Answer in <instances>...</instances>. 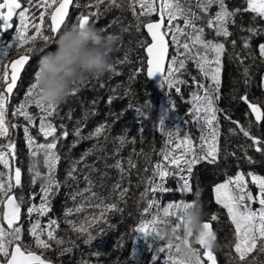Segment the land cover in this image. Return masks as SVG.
Segmentation results:
<instances>
[{"label": "trees", "instance_id": "1", "mask_svg": "<svg viewBox=\"0 0 264 264\" xmlns=\"http://www.w3.org/2000/svg\"><path fill=\"white\" fill-rule=\"evenodd\" d=\"M22 2L24 6H27L26 0ZM195 4L196 0H190L184 3V6L190 7L202 17L197 21V26L204 28V38L224 43L225 53L222 56L219 99L216 101V106L221 110L218 113L219 154L217 162L210 164L207 161H201L193 167L191 176L184 171L183 175L189 179L190 192L179 190L183 182L175 167L163 161V156L166 152L175 150V145L185 136L191 138L194 151L198 155L204 154L200 140L201 128L193 121L190 112L193 108V94H204V89L199 88L198 84L209 87L213 95H216L211 87L212 81L200 72L193 60H187L185 70L177 74L179 79L186 81V83L176 85L180 89L179 92L175 88L162 85L160 75L146 77L143 50L149 40L143 27L137 30L136 20L126 6L109 9L107 5H101L97 10L94 0H74L70 16L62 28L63 30L76 23V18L82 13L87 15L98 11L97 16L91 17L90 25L105 35L117 34L119 40L110 53L111 71L103 77L89 78L83 84H77V91L74 93L70 91L66 99L57 105V111L48 117L57 128L59 137L55 151L60 159L56 162L54 176L60 188L50 196V211L42 217L36 214L29 217L27 214V207L31 203H40V187L44 183L43 180H37L33 184L34 172L29 171V168L34 165L42 175L47 174L48 168L44 163L43 152L38 153L36 157L29 154L24 128L29 129V135L33 137L36 144L51 142V138H45L39 132L42 112L34 103L27 105L28 111L34 117L31 124L23 117L12 115V112L21 102L25 101V93L29 84L34 83L38 60L44 53L35 54L31 66L23 73L19 87L8 105L6 120L9 136L0 137V146H7L10 141L16 145L15 161L11 162L10 159V169H5L3 165H0V172L4 173V178L7 179L10 170L13 176L16 167L21 169V186L14 188L13 194L17 197H24L21 205V239L25 245H31L33 251L41 254L42 250L35 247L34 239L28 231L31 223L39 219L42 226H47L50 220L57 221V225L53 226L56 229L55 235L64 243L57 245L55 241H52L50 242L51 247L43 250V256L50 261V264H172L167 249L169 244L173 245L171 254L179 261L182 258L177 254L175 246L180 244L184 232L183 229H178L173 234L175 217H168V224L161 225L162 230L173 239H157L155 234L145 236L134 230L142 222L149 223L154 218H164V208L181 201L186 203L196 201L205 212L204 221H211L213 214L217 216V220L211 221L217 235V247L213 249L217 264H236L233 260L236 256L235 235L234 238L225 240L219 236L221 221L232 223L228 218L227 210L216 203L213 189L215 185L223 183L228 177H234L238 171L264 176V154L256 152L254 146L248 147L252 141L239 131L236 123H233V121H238L250 131L252 136L264 141V121L253 120L249 114L250 109L238 100L239 96L247 94L250 101L264 108V58L259 55V45L264 43V32L252 35L247 31L250 26L264 29V19L257 17L253 20L254 14L241 12L238 14L236 23L228 24V30L233 35L226 39L222 36L217 37L215 30L207 26V20L219 11L218 5H213L208 13H202L195 7ZM85 5L92 6L86 7ZM225 5L230 11L247 7L246 0H225ZM42 10L35 6L34 0L32 12L39 17ZM157 18L155 14L151 17L152 20ZM142 19L147 22L148 18ZM39 22L37 19L36 23ZM177 23L183 27L182 19ZM15 24H18V19ZM48 24L46 17L45 34L53 35L48 32ZM31 34L34 33L30 29L29 35ZM13 35L14 30L7 34L0 33V41H3L0 47L7 43L15 44L16 41L12 39ZM242 37H250L249 44L251 43L252 47L245 49ZM233 40L236 41L235 47L232 45ZM43 46V41H36L37 48ZM53 48L54 44L50 45L46 52ZM17 55L19 52L15 47L8 49V56L0 60V74L7 68L8 62ZM245 68L248 69L247 77L244 75ZM193 77L196 79L194 80ZM146 102H149L150 107ZM141 112L144 113L143 116ZM225 116H230L231 119H226ZM161 122L164 131H161ZM11 125H16V127H11ZM60 125H64V128L61 129ZM100 125L105 126V131L99 137L81 139L74 134L75 128L80 127L81 135L87 137ZM63 131L69 134L64 137L61 135ZM169 131L172 132L171 136L168 135ZM120 136L124 137L126 143L117 155H113L120 147L119 141L115 138ZM4 150L7 152L6 147ZM129 158L136 167L128 166ZM117 160L122 162L126 174L122 175L114 167H106V165H114ZM77 161L80 163H76ZM157 162L165 163L174 173L173 176L163 181L169 191L157 192L155 195L149 193L142 198L141 193L144 192L146 178L153 176ZM85 165L91 166V169L86 168ZM73 168L76 169L73 172L75 179L68 176L69 170ZM85 176L92 180V191L98 193L106 203H115L122 209L120 212H106L107 222L101 224L104 232L100 234L99 228L93 226L90 233L94 239L88 243H85L88 240V233L81 234L73 228V225L79 228L86 219H90L93 215H100L99 208L83 203L80 197H77L75 201L72 199L76 192L89 186ZM155 180L157 183L161 182L159 177H155ZM246 180L255 195L257 189L251 185V177L246 175ZM117 184L121 186L120 190H116ZM123 189H127V192L121 198L120 193ZM33 193L38 194L34 200L32 199ZM86 195L90 196L91 193H86ZM148 200H155L156 205L145 213L143 210L148 207ZM77 206H81L83 210L65 217L68 208ZM258 207V203L252 204L253 210ZM218 223L220 229L217 228ZM232 226L233 233H235V227ZM42 239H47L46 233ZM189 240L198 246L203 264H208L202 247L193 241L192 237ZM160 248H164L165 251H158ZM64 249L69 250L64 251ZM249 260L252 264H264V253L254 251L249 255Z\"/></svg>", "mask_w": 264, "mask_h": 264}, {"label": "snow or ice", "instance_id": "2", "mask_svg": "<svg viewBox=\"0 0 264 264\" xmlns=\"http://www.w3.org/2000/svg\"><path fill=\"white\" fill-rule=\"evenodd\" d=\"M190 0H94V6L99 10L101 5H107V8H124L125 6L132 12L136 20V28L141 27L147 30L148 36L151 37V43L147 44V77L159 73L162 77V85H167L168 88H175L177 92L180 91L177 84L186 83V81L178 78V73L185 70L187 60H193L200 72L212 81V89L216 95L202 84H198L199 88L204 89L203 95L193 94V108L190 112L193 121L201 128L200 140L202 141L203 155H198L194 151V146L190 137H183L179 143L175 145V150L168 151L163 156V161L175 167L179 174L180 180L183 182L180 185V191L190 192L191 187L189 179L183 175L187 171L189 176L193 172V167L201 161H207L210 164L217 162L219 154L218 137H219V116L221 111L216 106V101L219 99L220 73L222 68V56L225 53L224 43L214 42L213 40H206L204 38V28L197 26V21L202 17L192 11L190 7H185L184 3ZM27 6H24L22 0H0V33H8L14 30L12 39L16 41L15 44L7 43L0 47V60L8 56V49L15 47L18 52V58L12 59L10 63V73L7 68L0 74V137L9 136L8 121L6 114L8 111L9 101L14 94V90L18 89L19 82L23 78V73L31 66L32 59L35 54H43L48 47L55 43L56 37L61 31L62 26L66 23L70 16L71 6L74 5V0H35V6L42 8L39 17L32 12L34 0H26ZM246 8H236L232 11L225 5V0H196L195 7L202 13H208L213 5H218L219 11L214 17L207 20V26L215 30L217 37L230 38L233 34L228 30V24H234L233 17L241 12H250L253 15V20L257 17L264 19V0H246ZM86 7L92 5H85ZM79 7V5H76ZM137 8L139 9L137 11ZM51 10V11H49ZM156 15L158 19L152 20L151 17ZM97 12L89 13L87 15L80 14L76 18L77 25L81 28L92 23L91 17L97 16ZM46 17L50 19L48 24V32L53 35L45 34L44 24ZM14 18L18 19V24H13ZM142 18H148L144 22ZM39 19V23L36 20ZM183 21V27L177 23L178 20ZM34 34L29 35V30ZM247 31L252 35H259L264 32V29L250 26ZM244 41V48L250 47V37H242ZM43 41L44 46L36 47V41ZM3 44V41H0ZM233 47L236 41H232ZM259 55L264 58V43L259 45ZM167 62V64H166ZM248 69L245 68L244 75L247 77ZM38 75V70L34 73V78ZM195 80L196 78L193 77ZM247 83V81H245ZM71 91H77L76 85ZM240 103L250 109V113L255 116L256 122L264 121V111L262 107L255 102L250 101L247 94L239 96ZM29 103H34L40 109L42 115L39 121V132L45 138H51V142L44 144H36L33 137L29 135V129L24 128L25 138L27 141L30 155L36 157L38 153L43 152L44 163L48 168L46 175H42L35 166L29 168V171L34 172L32 183L35 184L37 180H43L41 184L39 199L40 203H31L27 207V214L31 217L36 214L38 217L45 216L49 213L51 208L50 196L58 191L60 188L59 182L55 179L54 172L56 169V162L60 157L56 154L57 148V128L48 119L57 111V105L42 103L36 96V84L30 83L25 93V101L21 102L16 107L12 115L23 117L29 124L33 123L34 117L27 109ZM150 107L149 102H146ZM138 111H140L138 109ZM143 112L141 115L143 116ZM248 114V113H246ZM226 119H231L230 116H225ZM237 124L239 131L249 138L252 143L248 147H255V151L264 154V141L252 136L250 131L245 129L238 121H233ZM16 127V125H11ZM61 129L64 125H60ZM161 131H164L162 122L160 124ZM105 131V126L100 125L93 132L89 133L87 137L81 135L80 127L75 128V136L81 139H90L92 137H99ZM233 131V129H230ZM206 133V134H205ZM69 133L63 131L62 136L66 137ZM171 136L172 132L169 131ZM119 141L120 147L116 149L113 155H117L120 148L126 143L123 136L116 137ZM171 143V141H169ZM7 148V152L4 148ZM95 147V146H94ZM182 150V151H181ZM16 145L9 142L7 146H0V165L5 169H10L11 162L15 161ZM180 154L177 155L176 153ZM191 157V158H189ZM251 162V158H249ZM76 163H80L77 161ZM163 162H157L154 166L153 176L147 177L144 192L141 197L147 196L149 193L155 195L157 192L169 191L164 186L163 181L166 178L173 176V172L169 170ZM128 166L130 168L136 165L129 158ZM86 168L91 169V166L85 165ZM106 167H114L123 175L126 174V169L122 166V162L117 160L114 165H106ZM75 168L69 170L68 176L75 179L73 172ZM246 175L251 177V185L257 189L256 194L250 190L249 182L246 180ZM155 177H159L160 183H157ZM14 180V183H13ZM88 182V187L82 191L76 192L72 199L75 201L77 197L82 199L83 203L90 207L99 208L100 215H93L90 219H86L84 224L79 228L73 225L74 230L81 234L88 233V243L94 237L90 233L93 226L99 228L100 234L104 232L101 227L102 223H106L105 213L109 211L120 212L122 209L115 203H106L101 199L100 195L92 191V180L85 176ZM21 186V169L16 167L14 170V177L10 173L7 179L4 178V173L0 172V264H50V261L43 256V250L51 247L52 241L57 245L63 244L64 241L57 239L55 235L56 229L53 227L57 225L56 220H50L47 226H42L41 221L36 219L31 223L29 233L34 239L35 247L42 250L41 254H37L32 250L31 245H25L21 239L22 235V203L24 197H17L13 195V189ZM116 190H120L121 186L117 184ZM215 201L227 210L228 218L235 227V243L234 249L236 256L233 260L236 264H252L249 260V255L254 251L264 253V176L248 172H237L234 177H228L223 183L215 185L214 189ZM127 192V189L121 191V198ZM91 193V195H86ZM38 194L33 193L34 200ZM148 207L144 208L147 213L149 209L156 205L155 200H148ZM258 203L259 207L253 210L252 204ZM197 202L191 203L179 202L169 204L164 208V218H154L149 223H141L134 231L144 234L145 236H152L155 234L157 239H160L162 228L161 225L168 224V217H175V227L172 229L173 234L178 229H183L184 236L182 238L183 244L188 247L191 258L188 260H176L175 256L171 254L172 244L167 246L169 250V260L172 264H203L202 257L198 249L191 246L189 238L193 236L192 231L188 227V221L185 218V211L197 206ZM83 210L81 206L68 208L65 212V217L71 215L73 212L80 213ZM217 220V216L213 214L211 221ZM68 223H72L68 221ZM203 232L199 234L196 242L202 247L203 255L207 258L208 264H217L216 256L213 248L206 246V238L211 236L216 240V233L213 230L210 221L202 223ZM46 233L47 239H42ZM176 251L179 245H176ZM69 249H64L68 251ZM164 252V248L158 249Z\"/></svg>", "mask_w": 264, "mask_h": 264}, {"label": "clouds", "instance_id": "3", "mask_svg": "<svg viewBox=\"0 0 264 264\" xmlns=\"http://www.w3.org/2000/svg\"><path fill=\"white\" fill-rule=\"evenodd\" d=\"M118 40L117 34L105 35L91 25L84 28L70 25L63 29L55 38L54 48L38 60V75L34 79L38 99L45 105H58L66 99L74 85L83 84L89 78L103 77L110 72V53ZM204 216L205 212L199 204L185 211L193 241L204 231ZM160 238L171 237L162 230ZM206 246L214 249L217 242L208 236ZM177 254L185 260L191 258L188 247L182 241Z\"/></svg>", "mask_w": 264, "mask_h": 264}, {"label": "rangeland", "instance_id": "4", "mask_svg": "<svg viewBox=\"0 0 264 264\" xmlns=\"http://www.w3.org/2000/svg\"><path fill=\"white\" fill-rule=\"evenodd\" d=\"M250 47H252L251 43H250ZM144 69H145V67H144ZM220 226H221V231L219 232L220 238H223L224 240L227 238H234L232 224L226 223V221H221ZM217 228L220 229L219 223L217 224ZM171 239H173V238H171ZM191 246L195 249H198V246L193 244V242L191 243Z\"/></svg>", "mask_w": 264, "mask_h": 264}, {"label": "water", "instance_id": "5", "mask_svg": "<svg viewBox=\"0 0 264 264\" xmlns=\"http://www.w3.org/2000/svg\"><path fill=\"white\" fill-rule=\"evenodd\" d=\"M71 8H72V6H71ZM71 11V10H70ZM68 19V18H67ZM158 19V18H157ZM16 20V18H14V20H13V22ZM153 20H156V19H153ZM67 21V20H66ZM48 23H50V19L48 18ZM65 25V24H64ZM64 25L62 26V28L64 27ZM10 32V31H9ZM8 32V33H9ZM144 32H145V34L147 35V38H148V40H149V42L147 43V44H149V43H151V37L150 36H148V34H147V30L144 28ZM5 34H7V33H5ZM147 44H146V46H147ZM146 46L144 47V50H143V53H144V56H145V69H144V74H145V76L147 77V75H146V71H147V61H146V57H147V52H146ZM16 58H18V55L17 56H15L14 58H12V59H16ZM11 59V60H12ZM166 64H167V62H166ZM7 70H8V72L10 73V71H11V69H10V63L8 62V65H7ZM158 75H160L159 73H157V74H154L153 76H151V77H157ZM21 81V80H20ZM20 83V82H19ZM15 92H16V90H14V94H15ZM13 94V95H14ZM13 95H12V97H13ZM11 97V98H12ZM11 100V99H10ZM10 102V101H9ZM13 177H14V172H13ZM14 195V194H13ZM211 222V221H210ZM212 223V222H211ZM212 226H213V224H212ZM213 230H214V227H213ZM215 232V231H214ZM216 233V232H215ZM216 237H217V235H216ZM37 253V252H36ZM38 255H39V253H37ZM205 259H206V261H207V258L205 257Z\"/></svg>", "mask_w": 264, "mask_h": 264}, {"label": "flooded vegetation", "instance_id": "6", "mask_svg": "<svg viewBox=\"0 0 264 264\" xmlns=\"http://www.w3.org/2000/svg\"><path fill=\"white\" fill-rule=\"evenodd\" d=\"M237 17H238V15H236L235 17H233V19L235 20V23L237 22ZM230 25H232V24L230 23ZM262 111H264V108H262ZM249 114H250V117H251L253 120H255V116L252 115V114L250 113V110H249Z\"/></svg>", "mask_w": 264, "mask_h": 264}]
</instances>
